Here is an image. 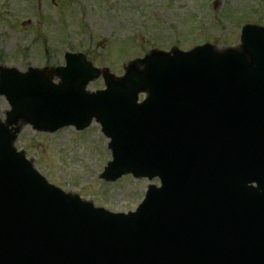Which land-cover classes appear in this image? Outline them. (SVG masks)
Returning a JSON list of instances; mask_svg holds the SVG:
<instances>
[{
	"label": "water",
	"instance_id": "water-1",
	"mask_svg": "<svg viewBox=\"0 0 264 264\" xmlns=\"http://www.w3.org/2000/svg\"><path fill=\"white\" fill-rule=\"evenodd\" d=\"M242 42L168 66L133 63L97 94L86 92V63L68 60L59 86L37 70L1 68L0 96L13 109L0 122V264H264V29L244 28ZM140 92L149 97L138 105ZM157 109H219L215 145L190 133L188 120L157 129L166 122ZM235 109L251 110L248 121ZM93 118L112 139L102 178L161 179L134 215L64 194L13 148L20 121L55 132Z\"/></svg>",
	"mask_w": 264,
	"mask_h": 264
},
{
	"label": "rangeland",
	"instance_id": "rangeland-1",
	"mask_svg": "<svg viewBox=\"0 0 264 264\" xmlns=\"http://www.w3.org/2000/svg\"><path fill=\"white\" fill-rule=\"evenodd\" d=\"M245 24L264 27V0H0V68L36 69L54 77L64 52L72 50L119 78L129 62L153 49L190 50L206 42L217 52L237 48ZM104 87L101 77L88 90ZM9 110L0 97L3 120ZM100 130L95 122L81 132L70 127L44 133L24 126L14 146L64 192L113 213L135 211L150 182L132 175L115 182L100 178L112 159Z\"/></svg>",
	"mask_w": 264,
	"mask_h": 264
}]
</instances>
